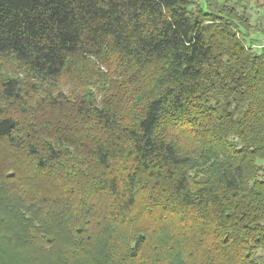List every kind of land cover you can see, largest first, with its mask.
Listing matches in <instances>:
<instances>
[{
  "label": "trees",
  "instance_id": "16d2710c",
  "mask_svg": "<svg viewBox=\"0 0 264 264\" xmlns=\"http://www.w3.org/2000/svg\"><path fill=\"white\" fill-rule=\"evenodd\" d=\"M193 1L0 0V264H262L264 41Z\"/></svg>",
  "mask_w": 264,
  "mask_h": 264
},
{
  "label": "rangeland",
  "instance_id": "374dc122",
  "mask_svg": "<svg viewBox=\"0 0 264 264\" xmlns=\"http://www.w3.org/2000/svg\"><path fill=\"white\" fill-rule=\"evenodd\" d=\"M189 7L195 12H207L239 23L249 33L246 36L247 42L250 39L255 44L264 41V0H194ZM99 68L105 72L107 82L97 80L95 76L91 78L86 73L80 72L54 85L37 83L39 87L37 94L41 96L47 93L55 94L60 91L69 100H74L80 97L85 89H89L95 94L96 104H101L104 99L112 108L124 109V106H121L122 102H120L121 94L117 91L120 85L117 81L121 79H117L116 75L111 74V72V75L107 73L106 68H101V66ZM107 69L110 71L109 68ZM9 76H13V73H10ZM107 84L110 85L109 88ZM131 231L125 225L116 226L114 229H112V226L103 229L93 246L94 251L98 250L105 241L109 240L108 238L111 239L114 235L119 244L125 246L130 240ZM254 255L264 264V249H258L254 252ZM46 258V256H40V264H45Z\"/></svg>",
  "mask_w": 264,
  "mask_h": 264
}]
</instances>
